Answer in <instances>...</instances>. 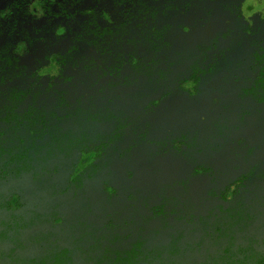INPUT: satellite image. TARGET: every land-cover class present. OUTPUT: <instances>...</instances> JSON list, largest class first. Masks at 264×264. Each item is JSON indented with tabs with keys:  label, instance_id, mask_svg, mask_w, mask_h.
<instances>
[{
	"label": "trees",
	"instance_id": "16d2710c",
	"mask_svg": "<svg viewBox=\"0 0 264 264\" xmlns=\"http://www.w3.org/2000/svg\"><path fill=\"white\" fill-rule=\"evenodd\" d=\"M245 1L0 0V264H264Z\"/></svg>",
	"mask_w": 264,
	"mask_h": 264
},
{
	"label": "rangeland",
	"instance_id": "374dc122",
	"mask_svg": "<svg viewBox=\"0 0 264 264\" xmlns=\"http://www.w3.org/2000/svg\"><path fill=\"white\" fill-rule=\"evenodd\" d=\"M243 13L246 17H251L255 14H261L264 16V1L246 0L243 7Z\"/></svg>",
	"mask_w": 264,
	"mask_h": 264
}]
</instances>
